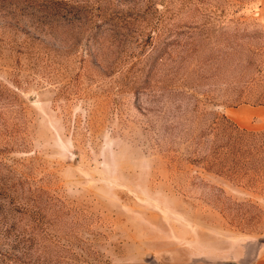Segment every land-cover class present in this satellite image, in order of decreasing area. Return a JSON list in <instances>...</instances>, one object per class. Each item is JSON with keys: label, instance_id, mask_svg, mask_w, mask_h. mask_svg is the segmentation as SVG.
Segmentation results:
<instances>
[{"label": "rangeland", "instance_id": "1", "mask_svg": "<svg viewBox=\"0 0 264 264\" xmlns=\"http://www.w3.org/2000/svg\"><path fill=\"white\" fill-rule=\"evenodd\" d=\"M242 129L264 132V0H0V264L252 250Z\"/></svg>", "mask_w": 264, "mask_h": 264}, {"label": "crops", "instance_id": "2", "mask_svg": "<svg viewBox=\"0 0 264 264\" xmlns=\"http://www.w3.org/2000/svg\"><path fill=\"white\" fill-rule=\"evenodd\" d=\"M206 254L209 256V252ZM209 260L210 257L204 261L206 264H210ZM196 264H200V262ZM213 264H264V242L258 244L252 250H245L243 246H238L235 256L220 257Z\"/></svg>", "mask_w": 264, "mask_h": 264}, {"label": "trees", "instance_id": "3", "mask_svg": "<svg viewBox=\"0 0 264 264\" xmlns=\"http://www.w3.org/2000/svg\"><path fill=\"white\" fill-rule=\"evenodd\" d=\"M239 133L241 136L240 141L246 138H249L253 141L252 143H250L249 147H247L246 145L245 147H243L244 155H264V132H248L246 129H242V131H239ZM232 142L234 141L232 140ZM257 170L260 171V165Z\"/></svg>", "mask_w": 264, "mask_h": 264}]
</instances>
